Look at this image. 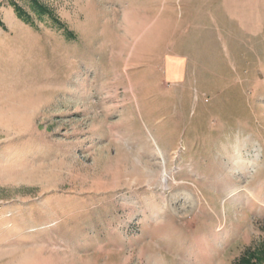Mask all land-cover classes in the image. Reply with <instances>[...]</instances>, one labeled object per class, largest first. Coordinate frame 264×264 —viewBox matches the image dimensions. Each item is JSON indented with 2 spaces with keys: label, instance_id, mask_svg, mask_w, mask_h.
<instances>
[{
  "label": "rangeland",
  "instance_id": "rangeland-1",
  "mask_svg": "<svg viewBox=\"0 0 264 264\" xmlns=\"http://www.w3.org/2000/svg\"><path fill=\"white\" fill-rule=\"evenodd\" d=\"M172 47L207 68L171 79ZM242 258L264 264V0H0V264Z\"/></svg>",
  "mask_w": 264,
  "mask_h": 264
},
{
  "label": "crops",
  "instance_id": "crops-1",
  "mask_svg": "<svg viewBox=\"0 0 264 264\" xmlns=\"http://www.w3.org/2000/svg\"><path fill=\"white\" fill-rule=\"evenodd\" d=\"M163 20V19H161ZM159 23V26L162 27L164 24L168 23V21L165 19ZM158 27V29L160 28ZM229 45L226 44V49L225 52H227L228 56L230 55V48L228 47ZM200 55H203V52H201V50H197ZM234 59V57H233ZM132 59H128L127 64L129 63V61ZM195 60H198V62H200L199 68L203 69V68H207V65L204 63H201L200 57L199 58H192L190 55L185 54L184 50H178L176 49V47H172L171 48V52H169L168 56H166L165 60H164V65L166 68V71L168 73V76L171 77V79L174 80H178V81H182L183 83L188 82V78L187 77V70H189V68L191 67V65H193L195 62ZM227 62L229 63L228 59H226ZM197 62V63H198ZM235 65V64H234ZM198 67V66H197ZM236 68V67H235ZM187 93L186 91H184L182 93V99L184 101H187ZM186 99V100H185ZM238 110V109H237ZM251 138V136H238L236 139V143H235V148H236V153L234 155V163L237 165H244L245 166V155L242 152V148L244 146V144H246V138ZM156 143H157V147L160 150L161 154L163 155V150L161 149L158 141L156 140V138H153ZM241 155V157H240Z\"/></svg>",
  "mask_w": 264,
  "mask_h": 264
},
{
  "label": "trees",
  "instance_id": "trees-1",
  "mask_svg": "<svg viewBox=\"0 0 264 264\" xmlns=\"http://www.w3.org/2000/svg\"><path fill=\"white\" fill-rule=\"evenodd\" d=\"M241 263L242 264H259L258 260L257 261H252V258L251 259L242 258L241 259Z\"/></svg>",
  "mask_w": 264,
  "mask_h": 264
},
{
  "label": "bare ground",
  "instance_id": "bare-ground-1",
  "mask_svg": "<svg viewBox=\"0 0 264 264\" xmlns=\"http://www.w3.org/2000/svg\"><path fill=\"white\" fill-rule=\"evenodd\" d=\"M240 157H241V155H240ZM257 157L259 158V156H257ZM246 163H247V162H246V160H245V165L247 166ZM167 180H168V178H167V174H165L164 177H163V181L167 182Z\"/></svg>",
  "mask_w": 264,
  "mask_h": 264
}]
</instances>
